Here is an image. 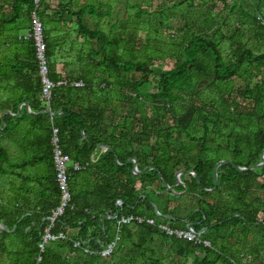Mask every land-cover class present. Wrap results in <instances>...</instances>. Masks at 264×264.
Instances as JSON below:
<instances>
[{
  "label": "trees",
  "instance_id": "obj_1",
  "mask_svg": "<svg viewBox=\"0 0 264 264\" xmlns=\"http://www.w3.org/2000/svg\"><path fill=\"white\" fill-rule=\"evenodd\" d=\"M45 1L40 17L55 83L50 101L42 98L35 42L23 35L33 28L34 0H0V180L17 181L14 201L0 192V223L8 227L0 230V264H37L40 255L39 264H264V165L257 166L264 161V0L173 5L183 26L167 41L174 48L165 54L175 60L171 69L138 59L144 47L141 38L136 44L138 33L126 38L118 22L108 29L112 3L85 5L75 13L76 31L90 51L78 55L69 80L57 70ZM144 8L142 16L158 17ZM87 16L99 19L98 28L85 24ZM105 19L108 31L100 27ZM24 103L32 112L24 106L20 112ZM55 128L64 152L94 165L102 178L95 200L74 197V208L52 228L66 239L41 252L60 200ZM100 144L110 150L93 163ZM39 164H48L46 177L23 175ZM130 215L144 222L120 225ZM148 218L173 230H205L202 242L168 235ZM119 230L114 252L102 257Z\"/></svg>",
  "mask_w": 264,
  "mask_h": 264
},
{
  "label": "crops",
  "instance_id": "obj_2",
  "mask_svg": "<svg viewBox=\"0 0 264 264\" xmlns=\"http://www.w3.org/2000/svg\"><path fill=\"white\" fill-rule=\"evenodd\" d=\"M108 2L107 0H46L45 11L48 31V39L52 44L57 61V70L62 73V78H68L71 73L77 71L80 63H78V55L88 54L90 47H86L85 39L77 33L78 18L75 13H78L80 8L88 4H95L101 6ZM99 19L91 16L85 17V24L91 29L98 28ZM100 27L107 29L108 19L102 20ZM102 75V74H101ZM100 74L96 77L97 80ZM103 77V76H102ZM96 82V81H95ZM28 104V103H27ZM27 108L32 112L30 106L25 104L20 105V112L22 108ZM107 129V128H106ZM86 136H83L85 139ZM110 150L108 145L100 144L92 155L93 163H97L101 160L102 156L108 153ZM73 160V156L70 155ZM74 161V160H73ZM81 161V160H80ZM81 163V162H80ZM135 164V163H134ZM82 165V170L76 172L71 170L70 173V188L74 197H79L82 203L93 202L95 200L92 192L97 185L101 182L100 172L94 165ZM48 164H39L37 166H29L23 171V175L32 178L39 177L44 178L48 175ZM134 173L136 174L135 170ZM17 181L13 177H5L0 180V192L7 201H14V192L16 191ZM32 187V184L30 185ZM59 188V186H58ZM60 192V189H59ZM121 201V200H119ZM60 202V200H59ZM118 202V201H117ZM59 204V203H58ZM118 205V204H117ZM58 206V205H57ZM74 208L72 200V208ZM69 209V210H70ZM161 214V213H160Z\"/></svg>",
  "mask_w": 264,
  "mask_h": 264
},
{
  "label": "built area",
  "instance_id": "obj_3",
  "mask_svg": "<svg viewBox=\"0 0 264 264\" xmlns=\"http://www.w3.org/2000/svg\"><path fill=\"white\" fill-rule=\"evenodd\" d=\"M45 0H34V9L32 11V20H33V28L32 31L26 35L25 39H33L35 42V47L37 51V59L39 62V69H40V75L42 77V81L44 84L43 88V99L46 101H50L52 96V90L55 87V83L52 82L49 78L50 68H49V60L46 55L47 46L45 42V27L40 17V10L43 5V2ZM67 83L65 82H59L58 84ZM77 86H82L83 82L76 83ZM53 146H54V165L56 169V180L60 189V202L58 206L52 211L51 216V223L49 227L46 229L45 234L42 237V242L40 243V249L41 252H44L47 245L55 241L57 239H66V235L61 232L58 235H55L52 233V228L56 224L57 220L64 217L67 213V211L72 208V200L73 195L71 193L70 188V171H80L82 170V165L78 162H74L70 155L65 153L63 148L60 145V139L58 137V129H54V135H53ZM118 205L122 204V201L117 202ZM117 217V216H116ZM138 222L139 224L144 222V219L139 216L130 215V216H123L120 218L119 223L120 225H127V224H133ZM147 223L150 225H157L161 230L166 232L168 235L171 236H177L180 239H186L189 241L194 242H202L200 239V235L205 232V230H202L200 233H197L194 228L190 225L186 229H177L173 230L170 226L160 223L157 224L156 220L153 218H148L146 220ZM120 240V230L118 231V234L115 236L113 240H111L109 243L106 244V246L103 247L101 251H99V254L102 257H109L115 250L118 241ZM206 246H211V243L209 241L203 242ZM80 242H75V247H79ZM86 252L95 254L96 252L89 251L86 249ZM42 261V256L40 255L37 259V264H39Z\"/></svg>",
  "mask_w": 264,
  "mask_h": 264
},
{
  "label": "rangeland",
  "instance_id": "obj_4",
  "mask_svg": "<svg viewBox=\"0 0 264 264\" xmlns=\"http://www.w3.org/2000/svg\"><path fill=\"white\" fill-rule=\"evenodd\" d=\"M107 1L108 2L106 3H112L114 5L113 8L115 9L114 19L108 24V29L111 30V26L115 25L118 22L119 27L116 31H125L128 34L126 38L132 35L131 32L138 33L136 36V44L139 45L141 38L143 40L142 45L144 46L141 49L143 51V54H141V51V53H137L138 59L144 61L146 58L151 57V59L154 58L155 68H173L175 65V60L171 56H165V54L172 53L174 48H172V46H169L167 44V41L171 40V35L177 34L176 30L182 28L183 17L181 12L179 14H174L171 7L175 4L178 5L182 0ZM134 6H136V10H134ZM141 6L145 7L144 9L155 11L159 14L158 17L156 18V16L153 14H149L150 16H142V13L140 11V8H142ZM105 9H108V7L105 6ZM161 22H165V24H160ZM169 26H171V28H169ZM25 34L27 35V31L23 32V35ZM129 56L131 57L132 54H129ZM242 91L243 90H237L236 94H239ZM182 118L183 117H181V119ZM166 251L167 249L164 248L163 252Z\"/></svg>",
  "mask_w": 264,
  "mask_h": 264
},
{
  "label": "water",
  "instance_id": "obj_5",
  "mask_svg": "<svg viewBox=\"0 0 264 264\" xmlns=\"http://www.w3.org/2000/svg\"><path fill=\"white\" fill-rule=\"evenodd\" d=\"M26 106H28V104L27 103H24ZM48 113L50 114L51 112L50 111H48ZM225 161H220L218 164H217V166H216V169H215V179H216V185L218 184V168L224 163ZM134 163H135V166H134V170H135V172H139L138 171V164H137V162L136 161H134ZM262 165H264V161L262 162V163H260V164H258L257 166H262ZM241 170H248V168L247 167H242V168H240ZM183 174V171H181V172H179L178 174H177V179L180 181V182H182L181 181V175ZM156 211H157V213H158V215H161L160 214V212L158 211V208L156 207ZM0 230H5V231H7L8 230V227L4 224V223H0Z\"/></svg>",
  "mask_w": 264,
  "mask_h": 264
}]
</instances>
